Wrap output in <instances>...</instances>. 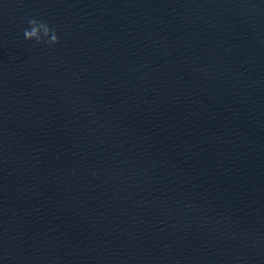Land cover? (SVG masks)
Returning a JSON list of instances; mask_svg holds the SVG:
<instances>
[{
    "label": "water",
    "instance_id": "obj_1",
    "mask_svg": "<svg viewBox=\"0 0 264 264\" xmlns=\"http://www.w3.org/2000/svg\"><path fill=\"white\" fill-rule=\"evenodd\" d=\"M0 264H264V0H0Z\"/></svg>",
    "mask_w": 264,
    "mask_h": 264
},
{
    "label": "clouds",
    "instance_id": "obj_2",
    "mask_svg": "<svg viewBox=\"0 0 264 264\" xmlns=\"http://www.w3.org/2000/svg\"><path fill=\"white\" fill-rule=\"evenodd\" d=\"M29 29L24 30V37L27 40H35L37 43L43 42V39L47 37L46 43L51 46L59 43V37L56 34L54 28H50L48 24L42 20L35 18L29 19Z\"/></svg>",
    "mask_w": 264,
    "mask_h": 264
}]
</instances>
